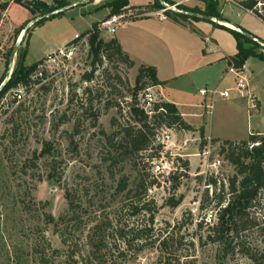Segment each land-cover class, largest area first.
<instances>
[{"label": "rangeland", "instance_id": "rangeland-1", "mask_svg": "<svg viewBox=\"0 0 264 264\" xmlns=\"http://www.w3.org/2000/svg\"><path fill=\"white\" fill-rule=\"evenodd\" d=\"M70 1L73 8L65 16L29 27L27 41L21 40L18 29L6 25L0 28V81L5 75V63L11 61L20 42L3 82L5 86L26 50V66L42 62L34 73L33 84L27 89L18 88L22 91L19 102L11 92L0 102V264H36L32 249L35 244L48 255L51 254L49 246L61 251L51 264H64V254L72 251L79 264H94L87 256L86 238L91 228L101 222L111 226L109 233L116 242L112 245L120 246L123 251L126 245L117 230L145 231L142 245H134L133 250L125 252L126 264L160 263L158 243L166 238L173 240L168 249L172 264H264V193L247 216V225L236 234L231 233L228 243L208 239L214 234L219 218L215 193L228 197L226 185L236 171L224 157L217 178L226 188L222 192V188L208 187L210 169L203 174L206 169L201 156L207 141L205 138L203 145L199 129L181 132L161 128L152 149L112 167L113 153L106 144V137L119 132L122 125L132 123L126 104L133 100L137 71L113 58L97 67L91 83L84 80L85 74L91 71L93 57L88 45L89 35H83L100 17L95 3L109 4L115 0ZM150 1L130 0L131 5L136 6ZM180 1L184 2L181 6L204 8L203 0ZM168 2L175 9L180 6ZM219 3L221 15H225L228 23L235 27L243 25L264 43V22L260 18L236 6ZM11 16L15 22H21L25 15L17 9ZM102 22L98 24L100 38L108 42L115 35L101 31ZM74 32L79 33L82 42L77 49L70 57L54 53L59 58L57 62L46 64L51 55H45L49 49L53 50L49 45L55 42L62 45L60 43ZM58 45L54 50L63 48ZM67 47L62 51L66 52ZM247 69L254 73L251 83L260 89L262 118L254 114L248 123L245 113H240L220 122L215 120L223 138L246 139L248 128L255 127L260 120L264 128V63L251 58ZM40 72L45 74L39 81ZM86 88H90V95H86ZM137 101L151 115L153 104L161 99L153 88H148L138 95ZM116 103L123 108L124 118L115 106L107 109L109 104ZM224 104H219L217 110ZM114 119L117 120L115 125L112 124ZM166 134L171 137L169 142L164 139ZM211 141L215 150L209 165L217 155L222 156L217 148L224 146L222 140ZM183 162L189 163V169L183 167ZM133 163L137 164L136 168ZM124 184L126 189H121ZM140 185L139 195L133 197L135 193L130 191ZM68 197L77 207L75 221L55 228V224L48 223L47 216L55 222L65 217L67 222ZM169 200L180 204L172 208ZM131 204L138 205V213L129 209ZM208 213L214 215L210 221ZM64 238L66 244L62 241Z\"/></svg>", "mask_w": 264, "mask_h": 264}, {"label": "trees", "instance_id": "trees-1", "mask_svg": "<svg viewBox=\"0 0 264 264\" xmlns=\"http://www.w3.org/2000/svg\"><path fill=\"white\" fill-rule=\"evenodd\" d=\"M11 0H9L10 2ZM165 3L173 6L172 3L164 0ZM9 2L0 6V9L4 11ZM13 3L20 5L24 9L28 10L32 16L33 20L45 17L57 10L65 9L71 5L70 0H53V5L49 6L42 0H13ZM130 0H115L109 4L104 5L103 8H109L111 10L110 16L120 15L127 10ZM204 8L188 6H178V10L184 11L186 13H195L200 14L206 17L215 19L221 23H228L221 15L219 10L220 3L218 0H203ZM255 4L254 0L244 3L246 8H252ZM148 9L152 10H163L164 7L160 4L159 0H155L153 4L146 6ZM139 10H142L141 8ZM146 10V9H145ZM64 13V12H63ZM63 13L53 16L57 17ZM167 18L173 22L184 25L190 21L194 22H210L205 21L196 17L187 16L181 14L177 11L168 10L165 11ZM49 18H44L34 24L33 27L42 24L44 21ZM32 20V21H33ZM30 22L23 24L18 30V35L22 34L26 26ZM219 27L229 31L236 40V49L237 53L235 56L231 57L237 68H243L246 62L251 59H257L264 63V47L260 44L244 37L241 33L236 30L229 29L225 26L219 25ZM242 29V28H240ZM244 30V29H242ZM245 31V30H244ZM247 32V31H246ZM30 29H28L23 37V41L29 39ZM88 36V45L90 48L91 55L93 57L91 64V71L88 74H85L84 80L91 83L95 77V74L98 70L97 67L103 64L104 60H112L116 58L121 64L125 65L128 69H133L135 63L131 58L122 50L120 44L116 39H111L106 42L100 38V31L98 24H93L90 31L84 33L83 36ZM79 39H74L71 43L68 44L66 49L71 48L72 46L78 45L80 43ZM28 44V43H27ZM27 50L24 52V55L17 62L15 69L13 70L10 81L7 85L0 91V102L4 96L12 91L18 90V88L27 89L33 84L34 73L38 71V67L42 62H36L32 65L26 66L24 61L27 56ZM11 63L7 61L5 63L6 71L5 75L0 81V86L6 79L7 74L11 69ZM45 73L42 72L41 78ZM40 77V76H39ZM38 81V83H39ZM165 83L159 81L157 78V72L154 67L141 65L137 70V76L135 79V88L133 100L126 104L127 114L129 119L132 120L128 124L122 125L119 132H113L106 137V144L111 148L113 157L110 158L112 167L124 163L126 161H131L134 158H138L141 153L146 152L152 149V144L154 143L157 133L161 128L174 129L176 131L183 132H195L196 130L189 125L182 117L178 108L172 104L165 101L157 102L153 104L151 109V115H149L142 106L139 105L137 98L138 95L145 91L148 88H155L158 86H163ZM90 88L85 89L86 95H90ZM110 106H115L118 110L120 117L124 118V110L121 108L120 104H109L107 109ZM117 120L114 119L112 124L115 125ZM200 137L203 140V145H205V137L203 128L199 129ZM224 147L222 148V155L225 157L226 161L232 166L236 173L229 180L227 184L228 197H225L223 193H215L214 199L216 200V206L219 208V218L216 228H213V235H209L208 239H211L212 242H227L229 240V235L231 233L236 234L239 229L245 227L247 216L251 213V210L255 207L259 196L264 193V135L254 134L250 135L247 140L240 142L234 141H223ZM158 149H161L159 146ZM136 168L137 164L133 163ZM183 167L189 169V163L183 162ZM221 180L210 176L208 179L209 188H226L221 184ZM124 183V181L122 180ZM125 187V188H123ZM121 189H126L125 184ZM141 185L136 188V190H131L130 193H135L133 197L139 195ZM174 189H177L176 186ZM146 193V192H145ZM69 209L67 217L69 218L65 222V217H61L58 221H54L51 216H47L49 224H55V228L59 224H69V222L75 221L73 219L74 214L77 215V207L75 202L71 197H68ZM140 204V202H139ZM169 204L172 208L179 206L180 202H173L169 200ZM146 207V206H145ZM130 210L133 213H138V205H130ZM152 210H149L151 212ZM70 215V216H69ZM151 222H154V217L151 216ZM202 226V225H201ZM200 226V227H201ZM111 226L101 222L95 224L87 236L86 248L88 251V258L92 260L94 264H126L125 252L133 250V246L142 245L144 230L135 231L130 230L125 232L123 229L117 230L119 238L124 241L126 245V250L123 251L120 249V246L112 245L116 243L114 237L109 233ZM128 239V240H127ZM232 239V238H231ZM63 243H67V240L64 238ZM172 239H163L159 241L158 248L161 252L160 263L158 264H172L171 257L169 256V247L171 245ZM135 247V246H134ZM34 252V260L36 264H51L54 262L56 256H60L58 250H52L49 246L50 255L47 254L40 245L35 244L32 248ZM64 264H79L75 260V252L72 251L69 255H65Z\"/></svg>", "mask_w": 264, "mask_h": 264}, {"label": "crops", "instance_id": "crops-1", "mask_svg": "<svg viewBox=\"0 0 264 264\" xmlns=\"http://www.w3.org/2000/svg\"><path fill=\"white\" fill-rule=\"evenodd\" d=\"M0 1L3 4L7 3ZM42 1L49 6L54 4L53 0ZM154 1L151 0L142 6L131 5V2H129L127 10L146 9L145 11L148 15L141 18L128 19L118 28L113 38L118 41L122 50L135 63L133 69L137 71L141 65L154 67L159 81L165 83L163 86L153 88L158 97L162 101L174 104L183 119L195 130L203 128L206 139L242 141L247 140L250 135H264V128L260 123L261 120L256 123L255 127L248 128L246 139L223 138L215 124V120L220 122L223 119H229L230 116L237 117L240 113H245L248 123L250 120L252 121L254 114H257L256 118H262V97L260 89L251 83L254 73L248 71V61L244 69L251 76L250 93L259 102L257 113L249 111V104L246 100L237 98L228 101L217 100L214 103L213 110L209 111L206 110L208 99L199 94L200 90L215 88L224 90L233 86L234 79L232 76L227 75L226 72L229 64L228 60L237 53L236 40L229 31L219 27V25L225 27H227L226 25H231L233 28H227L236 30L235 25L219 22L214 24L204 21H190L185 26L180 25L166 17L165 9L157 11L146 8V6L153 4ZM167 1L176 2V5L184 4L180 0ZM188 2H196V0H186L185 3ZM98 3H95V6L100 9V17L95 19L93 24H99L105 18L107 19L110 14L109 8L101 9L108 3ZM17 9L25 15L24 20L22 19L21 22H15L11 16L12 12ZM68 11H65L62 15ZM223 17L226 20L225 15ZM32 20L33 16L28 10L13 2L9 3L4 11L0 9V28L6 25L12 29H19L23 24L32 22ZM5 22L8 23L4 24ZM237 27L252 35L251 31L243 25L239 24ZM78 35V32H74L73 36L68 39L65 38L60 43L63 48L59 47L57 50H54V46L59 43H51L49 47L53 48V50L49 49L45 56L63 50ZM206 38L209 39V43L205 41ZM222 103H226L224 104L225 106L217 110L218 105Z\"/></svg>", "mask_w": 264, "mask_h": 264}, {"label": "built area", "instance_id": "built-area-1", "mask_svg": "<svg viewBox=\"0 0 264 264\" xmlns=\"http://www.w3.org/2000/svg\"><path fill=\"white\" fill-rule=\"evenodd\" d=\"M219 2H223L225 4H228L230 6H236L239 8L242 12L254 15L258 18H260L264 22V1L263 0H254L255 4L252 8H246L244 6V3L249 2L250 0H218ZM166 10H164L165 12ZM147 12L145 10H128V12H124L120 15H113L105 19L101 24V31L106 32V34L115 35L118 28L126 22L128 19H134V18H141L144 16H147ZM79 35L76 36L74 39H79ZM85 41V39L83 40ZM207 43H209V39H205ZM80 43H82L80 41ZM79 43V44H80ZM75 45L71 48L67 49L66 52H63L62 50L59 51L60 57H70L73 51L77 49L79 46ZM59 58L54 54L48 57V60L45 62L46 64H52L56 63ZM228 67H227V75H230L233 77V86L227 89H211V90H200L199 94L204 97L205 99H208V104L206 106V110H213L214 103L217 100H230L233 98L246 100L249 104V111L250 112H256L259 109V102L255 96H253L250 93L249 86H250V80L251 76L250 74L243 68H237L235 66V63L232 60H228ZM39 76H42V72L39 73ZM11 94L15 97L17 102H19L22 98V91L12 90L10 91ZM164 139L169 142L171 137L166 134L164 135ZM207 144L205 145L201 156L204 157V167L206 169L205 172H203L204 175L207 174V171L210 169V175L217 178L219 176V170L221 169L222 165L224 164V156L217 155L215 160L211 165H209V158L213 151L215 150V145L212 143L211 139H206ZM224 147V146H223ZM217 148L218 150L222 151V148ZM222 154V153H220ZM213 214L208 213L207 219L210 221L213 219Z\"/></svg>", "mask_w": 264, "mask_h": 264}, {"label": "water", "instance_id": "water-1", "mask_svg": "<svg viewBox=\"0 0 264 264\" xmlns=\"http://www.w3.org/2000/svg\"><path fill=\"white\" fill-rule=\"evenodd\" d=\"M91 1L94 2V1H96V0H91ZM159 1H160V4L164 7V9H165L166 11H168V10H173V11H177V12H179V13H181V14H184V15H187V16H191V17H196V18H199V19H202V20H205V21L219 22V21H217V20H215V19H212V18H210V17L203 16V15H200V14L186 13V12H184V11H181V10L175 9L174 7H172V6L168 5L167 3H165L164 0H159ZM71 8H73V6H69V7L65 8V9L57 10V11H55V12H53V13H51V14L45 16V17H40V18L35 19L33 22L29 23V24L26 26V28H25L24 31L22 32L23 35H25V33H26V31L28 30L29 27H31L32 25H34V24L37 23L38 21H40V20H42V19H44V18H52L53 16L59 15V14L65 12V11L71 9ZM219 23H221V22H219ZM235 28H236V31H238L239 33H241L244 37H246V38H248V39H250V40H252V41H254V42H256V43H258V44H260L261 46L264 47V43L261 42V41H260L258 38H256L255 36L251 35L250 33L246 32V31H244V30H242V29H240V28H238V27H235ZM23 35H22V37H24ZM22 39H23V38H21V40H22ZM19 44H20V42L16 45V47H15V49H14V51H13V54H12V57H11V61H10V63H12V61H13L14 55H15V53H16V49H17V47H18ZM5 84H6V83H3V84H2V86H1V88H0V91H1L2 88L5 86Z\"/></svg>", "mask_w": 264, "mask_h": 264}, {"label": "bare ground", "instance_id": "bare-ground-1", "mask_svg": "<svg viewBox=\"0 0 264 264\" xmlns=\"http://www.w3.org/2000/svg\"><path fill=\"white\" fill-rule=\"evenodd\" d=\"M226 26L229 28H233V26H231V25H226ZM22 35H23V33H22ZM21 38H22V36H21Z\"/></svg>", "mask_w": 264, "mask_h": 264}]
</instances>
